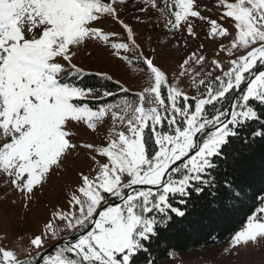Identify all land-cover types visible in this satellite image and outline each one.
Returning a JSON list of instances; mask_svg holds the SVG:
<instances>
[{
	"label": "snow or ice",
	"instance_id": "6c2138e0",
	"mask_svg": "<svg viewBox=\"0 0 264 264\" xmlns=\"http://www.w3.org/2000/svg\"><path fill=\"white\" fill-rule=\"evenodd\" d=\"M140 2L141 12H160L169 31L183 25L195 36L193 20L198 19L209 26L210 38H230L229 45L220 44L229 57L227 69L212 60L221 75L199 81L204 90L197 89L194 108L153 59L142 51L135 60L127 55L140 45L121 19L126 0H0V177L28 208L35 191L78 147L87 149L96 165L90 174L78 173L70 209L57 208L43 230L29 238L27 257L0 246V264H136L137 255L146 251L144 241L156 234L168 210L184 216L170 204V195L186 197L190 191L202 192L201 185L212 186L206 177L230 150L229 138H238V127L260 118L250 102L264 105V0H217L223 23L201 15L198 0H164V7L157 0ZM109 20L120 25L126 42L115 39L119 32L102 27ZM89 43L110 48L112 56L145 77L147 86L135 99L97 108L84 102L116 95L80 79L87 73L73 60ZM141 60L143 67L138 66ZM205 61L204 55L191 53L179 64V76L191 75L192 65L203 68ZM97 75L113 79L107 72ZM71 77L76 80L69 82ZM115 83L128 92L119 80ZM109 116L113 123L106 143L73 142V128L84 125L95 132ZM225 192L228 199L238 195L230 187ZM62 231L73 239L61 240ZM47 239L59 245L54 254L41 255ZM262 242L264 207L235 232L229 248Z\"/></svg>",
	"mask_w": 264,
	"mask_h": 264
},
{
	"label": "rangeland",
	"instance_id": "374dc122",
	"mask_svg": "<svg viewBox=\"0 0 264 264\" xmlns=\"http://www.w3.org/2000/svg\"><path fill=\"white\" fill-rule=\"evenodd\" d=\"M157 3L164 7V0H157ZM198 3L201 15L223 23L219 21L221 9L216 7L217 0H198ZM143 6L140 0H126V7L121 9V19L133 28L136 42L140 45L139 50L127 55L135 59L142 51L145 56L153 59L168 74L169 82L185 92L194 108L193 97L198 96L197 89L204 90V86L200 85L199 81L205 78L211 81L221 75V72L212 64V60H220L227 69L229 57L221 52L220 44L229 45L230 38H210L209 26L198 19L193 20L195 36H189L183 25L180 30L169 31L164 27L165 17L160 12L151 8L141 12L140 8ZM102 27L106 31L119 32L120 36L115 39L126 42V34L114 21H104ZM111 51L110 48L89 43L86 47L80 48L73 63L83 67L87 74L97 75L98 72H107L113 77V81L119 80L123 87L130 89V81L125 76L127 64L112 56ZM191 53H196L198 56L204 55L206 57L204 66L201 68L193 64L192 74L180 77L178 66ZM197 71L199 75H196ZM208 73L211 75L208 76ZM194 79L195 83H193ZM165 95H167L166 91ZM112 123L109 116L105 118L104 125L98 126L95 132L84 125L73 128V142L77 145L104 144L106 143L104 137L107 135V130L112 127ZM89 156L87 149L78 147L69 156L65 166L56 170L42 189L38 188L35 191L28 208L24 207L20 194L7 184L6 178L0 177V246L14 250L20 259L27 257L28 253L25 249L29 238L40 233L43 230V224L53 219L52 212L57 208L66 211L70 209L68 201L80 183L78 173L83 171L85 174H90V167L96 166ZM97 159L104 162V158L97 157ZM91 175L94 176L95 173ZM12 201H15V204ZM260 207H264V202ZM5 209H8L6 216L3 214ZM56 223L60 228L63 227L60 222ZM59 234L61 240L65 237L73 239L67 231ZM234 234L219 246L205 248L198 252L177 253L157 264H264V242L256 246L231 250L229 244ZM58 245L59 241L47 239L44 248L41 249V255L54 254Z\"/></svg>",
	"mask_w": 264,
	"mask_h": 264
},
{
	"label": "trees",
	"instance_id": "16d2710c",
	"mask_svg": "<svg viewBox=\"0 0 264 264\" xmlns=\"http://www.w3.org/2000/svg\"><path fill=\"white\" fill-rule=\"evenodd\" d=\"M138 66H144L142 60ZM125 76L130 81L127 93L122 92L115 81L103 80L99 75L81 77L85 83L101 91L106 88L116 93L114 97L85 102L97 108L105 103L120 102L125 97L135 99V93L147 86L145 77L129 65L125 67ZM73 80L76 78L71 77L69 82ZM229 104L230 101H226L224 107L228 108ZM250 104L260 118L238 127V138H229L230 150L216 160L217 169L211 170V175L206 177L213 181V185H201L202 192L190 191L186 197L170 195L169 201L183 211L184 216L168 210L165 222L156 225V234L144 241L146 251L137 255L136 264H157L177 253L198 252L219 246L241 229L248 217L260 208L264 202V136L252 133L264 132V105L254 100ZM229 187L234 195L238 194L235 199L227 198L225 189ZM160 218L157 216L158 220Z\"/></svg>",
	"mask_w": 264,
	"mask_h": 264
},
{
	"label": "water",
	"instance_id": "95a60500",
	"mask_svg": "<svg viewBox=\"0 0 264 264\" xmlns=\"http://www.w3.org/2000/svg\"><path fill=\"white\" fill-rule=\"evenodd\" d=\"M229 109H230V106H229Z\"/></svg>",
	"mask_w": 264,
	"mask_h": 264
}]
</instances>
